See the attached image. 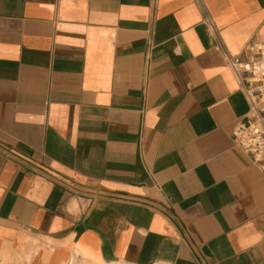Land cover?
Segmentation results:
<instances>
[{
	"label": "crops",
	"instance_id": "1",
	"mask_svg": "<svg viewBox=\"0 0 264 264\" xmlns=\"http://www.w3.org/2000/svg\"><path fill=\"white\" fill-rule=\"evenodd\" d=\"M262 39L264 0H0V263L264 264Z\"/></svg>",
	"mask_w": 264,
	"mask_h": 264
},
{
	"label": "built area",
	"instance_id": "2",
	"mask_svg": "<svg viewBox=\"0 0 264 264\" xmlns=\"http://www.w3.org/2000/svg\"><path fill=\"white\" fill-rule=\"evenodd\" d=\"M248 49L251 53L249 58L227 56L228 65L249 103V113L236 123L233 137L235 144L251 154L264 170V39L249 44Z\"/></svg>",
	"mask_w": 264,
	"mask_h": 264
},
{
	"label": "rangeland",
	"instance_id": "3",
	"mask_svg": "<svg viewBox=\"0 0 264 264\" xmlns=\"http://www.w3.org/2000/svg\"><path fill=\"white\" fill-rule=\"evenodd\" d=\"M18 258V257H17ZM17 258H15V259H11V257L9 256L8 257V259H6V260H1V262H3V263H0V264H11V263H16V262H18L19 261V259H17Z\"/></svg>",
	"mask_w": 264,
	"mask_h": 264
},
{
	"label": "bare ground",
	"instance_id": "4",
	"mask_svg": "<svg viewBox=\"0 0 264 264\" xmlns=\"http://www.w3.org/2000/svg\"><path fill=\"white\" fill-rule=\"evenodd\" d=\"M108 264H127V263H123V262H114V263H108Z\"/></svg>",
	"mask_w": 264,
	"mask_h": 264
}]
</instances>
